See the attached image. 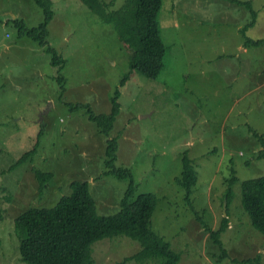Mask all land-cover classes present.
I'll list each match as a JSON object with an SVG mask.
<instances>
[{
	"label": "rangeland",
	"instance_id": "374dc122",
	"mask_svg": "<svg viewBox=\"0 0 264 264\" xmlns=\"http://www.w3.org/2000/svg\"><path fill=\"white\" fill-rule=\"evenodd\" d=\"M105 1L111 9L125 3ZM251 1L258 17L247 35L264 38V0ZM51 2L48 41L64 59L61 70L45 46L6 22L16 16L36 26L43 9L34 0H0V264H27L13 233L15 217L29 206H54L75 179L90 183L100 213L118 209L129 179L106 174L108 136L87 115L88 107L108 113L117 88L121 108L109 136L118 138L115 165L132 170L140 192L157 195L152 228L182 253L180 264H243L231 259L257 255L264 264V235L242 205V182L264 175V158L255 156L263 145L251 130L264 133V45H244L240 29L251 19L249 9L234 0H164L159 20L167 52L161 75L151 79L132 69L135 50L112 24L80 0ZM38 140L35 155L15 165ZM185 152L198 171L194 209L213 228L227 215L226 179L236 170L222 235L231 258L219 257L175 181ZM34 169L53 173L42 197ZM138 246L127 236L99 240L92 246L95 264H139L124 261Z\"/></svg>",
	"mask_w": 264,
	"mask_h": 264
},
{
	"label": "trees",
	"instance_id": "16d2710c",
	"mask_svg": "<svg viewBox=\"0 0 264 264\" xmlns=\"http://www.w3.org/2000/svg\"><path fill=\"white\" fill-rule=\"evenodd\" d=\"M43 9L44 19L36 26H27L22 18L9 16V21L19 27V35L29 36L45 46L51 55V63L63 68L64 59L49 44V23L54 17L51 0H34ZM104 22L112 24L114 31L124 40L128 47L135 50L132 69H138L143 75L157 79L164 68L167 46L163 40L159 20L164 0H125L118 9H111V2L105 0H80ZM233 1V0H232ZM249 9L250 21L241 28L246 47L264 45V38L253 39L247 35L254 27L258 12L251 0H234ZM9 36V34H7ZM127 72L121 80L125 85L131 75ZM62 80V77L59 76ZM120 94L117 88L111 97L108 113L87 110L89 120L96 123L99 133L108 136L105 148L107 155L106 174H114L122 179H129L124 195L120 197L119 207L114 213L98 211L97 200L90 191L88 181L75 179L70 184V194L62 196L52 207L29 206L14 219L13 233L18 240L21 260L27 264H95L92 246L99 240L114 236H127L139 243L138 250L124 258L144 264L157 261L155 264H180L182 253L172 247L170 241L159 235L152 228V217L158 205V197L153 192H140V185L135 181L129 167L115 165L118 150V138H110L117 115L120 112ZM74 107V106H73ZM261 141L263 148L255 156L264 158V133L251 129ZM42 135V131L38 137ZM39 140L29 151L18 159L15 165L30 160L38 149ZM32 156V157H31ZM248 163V162H247ZM182 172L175 179L183 190L188 204L195 213V218L208 233L210 240L221 249L220 258H231L224 246L222 235L229 228L228 208L233 202V186L238 181L236 170L232 166V176L226 179V190L222 200L225 201L226 216H222L217 228H213L206 214L195 211L191 195L198 181V171L194 161L187 152L182 157ZM38 180V195L42 197L53 177L52 172L34 169ZM63 187H60L61 190ZM8 200L9 195L6 197ZM242 205L251 218L253 226L264 235V175L245 179L242 182ZM129 240V239H127ZM130 241V240H129ZM138 245V244H137ZM232 262L243 264H261L260 255L242 259L232 258Z\"/></svg>",
	"mask_w": 264,
	"mask_h": 264
}]
</instances>
